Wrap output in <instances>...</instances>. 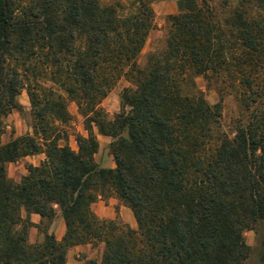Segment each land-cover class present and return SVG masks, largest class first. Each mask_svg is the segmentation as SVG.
<instances>
[{"label":"trees","instance_id":"obj_1","mask_svg":"<svg viewBox=\"0 0 264 264\" xmlns=\"http://www.w3.org/2000/svg\"><path fill=\"white\" fill-rule=\"evenodd\" d=\"M213 1L179 0L165 49L142 68L150 0H134L128 15L102 0H0V264H66L70 248L88 244H104L101 264L247 263L244 234L264 221V0ZM198 77L239 96L233 137ZM122 79L132 87L108 121L100 105ZM24 90L35 136L3 145ZM68 101L89 133L77 152L60 146ZM94 127L112 139L115 169L97 165ZM38 154L45 161L19 184L8 178L9 163ZM112 196L138 232L96 216L92 206ZM56 206L62 242L46 232L30 245V216L43 225Z\"/></svg>","mask_w":264,"mask_h":264},{"label":"rangeland","instance_id":"obj_2","mask_svg":"<svg viewBox=\"0 0 264 264\" xmlns=\"http://www.w3.org/2000/svg\"><path fill=\"white\" fill-rule=\"evenodd\" d=\"M133 2L134 0H102L104 5H119L123 15L131 13L132 8L130 5ZM178 2L179 0H150V7L154 13V29L150 32L146 45L139 56L138 64L140 67H145L151 54L165 49L169 35V19L179 14ZM213 2L216 6L220 4V0H214ZM195 81L198 90L203 93L210 105H221V130L233 137L242 114L239 96L224 88L221 84L208 83L203 77H198ZM48 87H52V84H48ZM131 87L132 85L127 80L122 79L102 101L100 109L108 121H113L120 114L123 91ZM53 88L55 87L53 86ZM18 103L20 109L13 111L5 120V132L2 137L3 145L19 138L35 136L33 129L34 109L27 90H24L18 97ZM68 111L72 119L68 125H60L61 131L66 134V139L60 141V146H69L77 152L79 150L77 137L87 138L89 133L86 130L85 118L80 114L78 107L69 101ZM93 132L99 142V149L95 156L97 165L101 169H115L116 164L110 151L112 139L100 135L95 127ZM45 159L44 154H38L25 157L18 162L9 163L7 165V176L14 183L19 184L28 175L30 166L39 167ZM55 209L57 211L56 217L43 225H41L42 220L38 215L30 216V221L34 224L28 234L30 245L42 244L46 232L53 234L59 243L62 242L66 234V226L58 207L56 206ZM92 209L100 220L112 221L138 232V224L132 211L117 198L113 196L100 197L92 206ZM23 217L26 218L25 212H23ZM244 235L247 245L251 248L250 257L246 264H264L261 260L264 250V221L257 224L253 231H246ZM104 249V244H88L70 248L66 254V264H87L89 262L101 264Z\"/></svg>","mask_w":264,"mask_h":264}]
</instances>
